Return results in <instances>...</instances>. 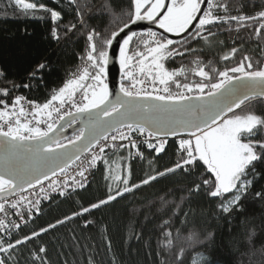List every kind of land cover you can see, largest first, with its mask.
I'll return each instance as SVG.
<instances>
[{"label":"trees","instance_id":"obj_1","mask_svg":"<svg viewBox=\"0 0 264 264\" xmlns=\"http://www.w3.org/2000/svg\"><path fill=\"white\" fill-rule=\"evenodd\" d=\"M24 2L43 4L45 9L25 11L16 0H0V89L8 90V94L0 92V100L4 101L0 104V111L12 107L16 97L26 98L41 106L48 102L67 80L72 79L78 66L84 61L87 62L88 33L95 29L103 38H111L113 31H118L124 23H128V9L131 5V0H109L117 14L122 11L124 13L113 19L102 8L105 0ZM226 2L228 12L219 9L214 10V14H243L255 16L256 19L245 21L244 27L239 29L237 22L211 26V30L216 33L212 46L205 45L203 41H193L190 46L195 52L166 59L164 64L169 71L181 67L186 70L174 79L181 85L188 84L192 88V91H188L183 87L177 88L176 83L170 82L168 87L171 94H199L195 85L208 81L195 74L194 69L198 65L194 61L197 60L204 66L205 71L216 78L219 71L237 66L244 56L251 58L254 69L262 67L264 27L261 25H264V19L257 14L264 10V0ZM78 6L83 14V25L69 32V26L73 23L79 24L81 20L76 14ZM49 9L60 12L61 17L53 21ZM257 28L261 29L259 35L256 33ZM53 30L56 31V36H53ZM147 36L148 32L134 35L129 44V54L145 51L142 41ZM157 38L165 39L158 34ZM187 39L175 42V46L183 51L180 46ZM95 43L97 52L102 48L107 51L108 47L100 39ZM233 48L237 49L234 54ZM224 56L229 58L224 60ZM40 64L45 67L36 71ZM32 73L35 75H31ZM139 78L146 79L144 76ZM120 79V84L124 83L125 86L131 83L122 80V73ZM148 82L152 83L150 80ZM89 83L95 84L91 80L86 82ZM155 87L160 89L157 93L164 94V85ZM79 97H83V92L78 91L74 96ZM58 103L59 101L53 102L50 108ZM252 111L257 115H264V105L246 103L235 114ZM76 136L70 140H74ZM181 139L188 138L166 140L164 151L160 154L154 149L144 147L138 148L135 154L131 145L126 142L124 148H119L117 144L115 149L105 150L100 155L96 168L90 172V180L86 186L80 190L68 191L64 195L52 196L41 204L37 214L28 219L26 225L0 235L5 245L31 237L18 245L15 252L9 250L8 253H0V259H4L6 264H264V199L255 195L258 191H264V158L254 162L255 172L249 168L247 179L253 182L237 205L242 211L233 210L231 217L218 213L217 209V204L221 200L230 199L231 194L225 193L212 198L201 192L194 197L192 204L197 209L195 216L189 213L187 222L181 223L189 208L188 202L175 208L180 197L187 194L181 190L182 186L191 187L189 181L202 173H206L205 178L211 175L206 172L207 166L202 161L198 162L200 167L194 168L192 177H185L182 171L177 170L175 175L158 177L151 185L141 187L134 194L128 193L123 198L118 197L98 208H91L92 204H99L108 195H115L118 188L124 187L122 180H115V176L126 177L130 185L137 184L180 162ZM249 139L256 145L257 153H260L262 150L259 143H264V127L258 126L256 134L249 137L247 142ZM183 155L186 158V153ZM169 189L173 191L169 193ZM211 190H214V186ZM161 196L172 201V204L162 212H157L161 205ZM84 208H89L90 211L82 213ZM201 209L204 210L203 214ZM146 216L149 217L147 220ZM66 217L70 219H65ZM164 220H169L170 223L162 227L161 222ZM49 225L55 227L50 228ZM41 229L47 231L42 232ZM190 230L197 231L201 240L208 232L214 233V238L204 244L189 242L185 237ZM252 230L256 235L249 244L247 236ZM166 231L172 234V246L167 245L166 238L162 235ZM34 232L39 235L33 237ZM41 247L45 248V252H39ZM181 249L184 251L181 252ZM33 253L40 258L36 259Z\"/></svg>","mask_w":264,"mask_h":264},{"label":"snow or ice","instance_id":"obj_2","mask_svg":"<svg viewBox=\"0 0 264 264\" xmlns=\"http://www.w3.org/2000/svg\"><path fill=\"white\" fill-rule=\"evenodd\" d=\"M205 2L207 3L206 9L202 7ZM16 3L21 5L25 11L36 10L37 8L45 9L43 4L38 5L33 2H24V0H16ZM102 8L113 19H117L124 14L123 11L117 14L109 0H105ZM219 9H222L225 13L228 12L226 0L225 2H220V0H169L168 3H165V0H131L128 9V23H124L118 31H113L111 38H103L95 29L90 31L87 36L89 42L86 56L87 63L78 75L67 80L51 96V99L42 106L30 102L33 104L32 116L37 118L44 110L49 109L53 102L59 101L63 105L67 101H72L78 91L83 92V102L74 106L77 113H89L90 124L87 130L81 128L79 135L74 140L68 141V144L76 147V152L72 154L64 152L63 149L67 145L61 143L58 138L49 136V133H52L56 127L57 122L48 123L47 129L43 130L40 127L30 126L26 119L22 121L21 118L26 116L25 109L22 106L19 107L18 112L15 109L21 104L23 98L16 97L12 104L13 111L7 109L0 111V121H5V125L0 126V137L4 138L5 166V171L0 173V194L11 196L41 186L42 198L47 199V195H43L46 189L42 185L43 181L48 180L49 177L41 169L47 168V172L55 176L57 171L64 172V168L59 163H55L56 161H60L67 166L73 160L79 159V151L91 152L94 148L103 154L108 147L115 149L118 140L120 141L119 148L125 147L124 140H129L131 147L136 148L138 147L137 144L130 140L132 132L139 131L140 134H143L147 131L149 136L158 137L161 133L158 129L149 125L168 123L180 127L189 136L188 139L179 141L182 154L181 161L163 172L148 176L137 184L130 185L126 177L115 176V180H122L124 187L118 188L115 195H108L107 199L100 201L99 204H92L91 208H98L100 205L114 201L118 197L123 198L128 193L134 194L141 187L151 185L158 177H164L168 174L175 175L177 170L182 171L185 177H192L194 168L200 167L198 162L202 161L203 165L207 166L206 172L211 175L205 178L206 173H202L199 177L192 178L189 181L191 187L185 188L182 186L181 190L186 191L187 194L180 197V202L176 204L175 208H180L185 202L189 203V208L185 211V219L181 223L187 222L189 213L193 217L195 216L197 209L192 207V204L194 197L201 192L212 198L220 197L225 193L231 194L230 199L221 200L217 204L218 213H224L231 217L233 210L242 211V209L237 208V205L253 182L247 179L248 170L252 168V171L255 172L254 162L264 158V143L257 142L262 150L257 153L256 145L250 139L245 142V139L254 136L258 126L264 127V115H257L255 111L235 114L234 110L240 109L246 103L264 105V67L254 69L251 58L244 56L237 66L219 71L218 78H216L205 71L204 66L198 60L194 61L198 65L197 69H194L195 74L207 79L208 82L197 83L195 87L199 91V96L190 97L183 93L173 95L168 87L171 82L176 83L177 88L183 87L188 91H192L190 85H181L174 79L186 70L181 67L169 71L164 64V61L169 57L183 56L185 53L195 52V49L190 46L193 41L196 43L203 41L205 45L212 46L216 33L211 30V26L237 22L239 29L244 27L245 21L256 19L255 16H245L243 14L239 16L214 14V10ZM48 11H50L53 21L61 17L60 12L51 9ZM76 14L81 17V20L79 24H71L67 29L69 32L83 25V14L80 11V6L77 7ZM257 16L264 19V10L260 11ZM141 20L158 24L159 28L163 29L165 33H173L177 36L184 34L188 39L180 46L183 48V51H180L173 40L158 39L157 34L150 31L148 33L149 39L142 41L145 51H136L129 54L130 41L136 34L132 33V35L125 38L123 43L119 45V63L122 70V80H128L131 83L129 86L121 83L119 94L115 99L110 100L108 86L104 82L108 52L103 48L97 52L95 41L100 39L105 47L112 46L114 48L113 40H118L119 35L124 29L128 28L129 23L134 24L136 21ZM196 21L198 23H194ZM261 27H264V25H261ZM260 31V28L256 29L258 35ZM56 35V31L53 30V36ZM236 51L237 49H232L233 54ZM228 58V56L223 57L224 60ZM44 67V64H40L37 66L36 71H40ZM213 71L216 70L213 69ZM31 75L34 76L35 73ZM140 76H144L146 80L152 81L153 84L158 82L160 85H164L162 89L164 94L154 95V91L158 92L160 89L154 88L153 91H146L142 87L137 88V85H143L146 82V80H141ZM213 79L216 82H211ZM88 80L94 81L95 84H86ZM28 86L25 85V87ZM0 92L8 94L7 88L0 89ZM192 99L203 102L193 106L187 103ZM3 103L4 101L0 100V104ZM54 110L59 111L58 108ZM163 114L176 115L165 121L159 118ZM47 115L51 117L52 112L48 111ZM65 115H71V113H65ZM13 118L15 119L13 120ZM60 119H63V117H60ZM37 123H39L38 119ZM5 126L7 130H5ZM100 129H103V131H98ZM120 129L128 134L125 135L124 132H120L119 135H108L109 130L116 132ZM25 132L27 135H25ZM176 134L175 128L165 133V135ZM101 135L105 141L103 146L99 144L97 139ZM242 137L245 139H242ZM81 140H86V143L77 146V141ZM109 140L111 145L108 143ZM25 141L33 143L26 145ZM147 147L160 154L164 151L165 146L163 142H159L158 144L148 143ZM22 152L32 154L35 159L22 157ZM184 153H186V158H184ZM99 158V156L93 155L90 164H94ZM105 162L107 163V161ZM49 164H55V167H48ZM79 175L84 177V170H81ZM213 186L214 190H211ZM49 189L56 190L55 181L49 185ZM168 191L170 193L173 190L169 189ZM59 194L64 195V192L60 191ZM255 195L260 199H264V191H258ZM25 201L29 212L33 206H38L41 202L40 199L33 202L24 195H20L10 206L14 209L19 208ZM160 201L161 205L157 212H162L172 204V201L167 200L164 196L160 197ZM8 203L7 200L0 203V212L7 211L5 205ZM89 211V208H84L82 213ZM203 211L201 209L202 214ZM174 214L175 209H173ZM148 218V216L145 217L146 220ZM65 219H70V217ZM57 223H63V221H57ZM169 223V220H164L161 222V226H167ZM14 227L18 228L19 225H14ZM49 227L54 228L55 225H49ZM0 231H7L2 220H0ZM40 231L44 232L47 229H41ZM177 232L179 233V229H177ZM38 235L39 233H32L33 237ZM162 235L166 238L167 245L172 246L171 232L166 231ZM255 235L254 230L248 233L247 241L249 244H251ZM213 238L214 233L208 232L201 240L200 234L195 230H190L187 237H185L187 241L196 244L210 242ZM29 239L31 237H24L23 240H16L15 243H8L7 245L0 239V253H8L9 250L15 252L18 245ZM183 251L181 249V252ZM39 252H45V248L41 247ZM33 255L36 259L40 258L36 253H33ZM0 264H6V261L0 259Z\"/></svg>","mask_w":264,"mask_h":264},{"label":"built area","instance_id":"obj_3","mask_svg":"<svg viewBox=\"0 0 264 264\" xmlns=\"http://www.w3.org/2000/svg\"><path fill=\"white\" fill-rule=\"evenodd\" d=\"M145 39H149V36L145 37ZM87 62L84 61L83 63H81L78 68L77 71L72 75V79L74 77H76L79 73V71L85 66ZM144 90L146 91H150L151 88L147 87L146 85L141 86ZM141 87H137V88H141ZM154 94H160L155 92ZM23 98V97H22ZM82 101V97L79 98H73L72 101H67L65 102L63 105H61L60 103H58L57 106L51 107L47 110H45L43 113H41L37 118H33L32 116V111H33V104L30 103V101H28L26 98H23L21 101V104L19 106H17V108L15 109V111H19V107H23L25 109V113L26 116L22 117V121L23 120H27L30 124V126L32 127H40L43 130L47 129V124L50 122H57V124L62 120L60 119V117H68L69 115H65V113H77L75 110V106L76 104H81ZM59 109V111H55L54 109ZM8 111H13L12 107H8L6 108ZM51 111L52 115L51 117H49L47 115V112ZM15 118H13L14 120ZM37 119L39 120V123H37ZM5 125V121H0V126ZM5 130L6 126H5ZM120 132H124L125 135H127L128 133L125 132L123 129H120L116 132H113L111 135H119ZM25 135H27V133L25 132ZM130 140L134 141L138 147L133 148L132 149L135 151L134 153L137 154V149L140 147H144L146 149H149L147 147L148 143H153V144H158L159 142H163L164 145L166 144V140L167 139H163V138H159V137H151L149 136L148 132H144L143 134H140L139 131L136 132H132L130 135ZM129 143V140H124L123 143ZM105 143L104 140L100 141L99 144L101 146H103V144ZM109 145H111V141H108ZM117 144L120 143V141L118 140L116 142ZM130 145V143H129ZM112 148V147H108L105 150ZM93 155H97L99 157H101V153H99L98 149L94 148L91 152L85 153L82 155V157L80 159H78L77 161H75L74 163L71 164V166H69L67 169L64 170V172L57 174L53 177H51L50 179H48L47 181H45L43 183V187L46 189V192L43 195H47V199H43L42 195L40 193V187L41 186H37L34 190L33 189H29L27 191H24L23 193H19L17 195L8 197L7 199L4 200H0V203H3L5 200H7L9 203L5 205L6 207V212H0V220L4 221V225H5V229L7 231H0V235H4L6 233H8L11 229L17 228L14 227V225H19L18 228H20V226H24L26 225L28 219H31L32 216H34L35 214H37V212L39 211V208L41 206V204L43 202H46L48 199H50L52 196H58L60 195V191H63L64 194H66L68 191H73V190H80L81 188H83L84 186H86L90 180V172L93 171V169H95L96 167V163L99 159H97L95 161L94 164H90L91 161V157ZM81 170H84V177H81L79 175V172ZM55 181V187L56 190L52 191L49 189V185ZM82 185V186H81ZM20 195H24L25 197H27L29 200H32L33 202L37 199H40V204L38 206H33L31 211L29 212V209L27 207V202L25 201L24 204L19 207V208H12L10 205L12 202H14L15 200H17L19 198ZM38 207V210H37Z\"/></svg>","mask_w":264,"mask_h":264},{"label":"water","instance_id":"obj_4","mask_svg":"<svg viewBox=\"0 0 264 264\" xmlns=\"http://www.w3.org/2000/svg\"><path fill=\"white\" fill-rule=\"evenodd\" d=\"M169 0H165V3H168ZM203 8H207V3L202 4ZM163 11V10H162ZM198 23V21L194 22ZM155 32L161 37H164L165 39H171L174 42H181L187 39L188 37H185L184 34H180L179 36L173 34V33H165L163 29H160L158 24L152 23L148 20H141V21H136L134 24L129 23L128 28L124 29V31L119 35L118 40L114 39L113 40V46H108L107 52H108V64L106 66V71H105V83L108 86V92H109V99L113 100L116 98V96L119 94V88H120V81H121V73L122 70L120 68V63H119V45L123 43V40L127 38L129 35H132V33L138 34V33H144V32ZM193 31H195L193 29ZM264 61V59H263ZM262 67H264V62ZM156 95V94H155ZM190 97H197L198 95H189ZM206 99V98H205ZM151 102V101H150ZM203 101L192 99L191 101H188L187 103H190L191 105H199ZM238 109L234 110L236 112ZM176 114H163L159 118L162 120L167 121L168 119L173 118ZM73 120L75 121L73 123ZM90 124V119H89V113H74L69 115L68 117L63 118L57 126L53 129L52 133H49L50 137L58 138L61 143L67 145L65 149H63L64 152L68 154H72L76 152V147L73 145L68 144V140H70L71 137L78 135L80 132L81 128H85L87 130L88 126ZM150 127L158 129V131L161 133L159 135V138L163 139H171V138H179V137H185L189 138L187 133L183 131L180 127H177L175 124H159V125H149ZM175 128L176 130V135H165V133L169 132L170 129ZM100 132L103 131V129L98 130ZM147 132V131H146ZM113 131L109 130L108 135L112 134ZM157 138V137H156ZM98 142L103 140L102 135L97 137ZM3 141L4 138L0 137V173H3L5 171V166H4V150H3ZM26 145L27 144H32L33 142L31 141H25L24 142ZM84 143H86V140H81L77 141V146H82ZM88 153L83 150L79 151V159L82 157L83 154ZM22 157H27L30 159H35V157L32 154L28 153H21ZM77 160H73L69 165L65 166L64 163L60 161H56L55 163H59L61 167L67 169L69 166H71L72 163H74ZM48 167H55V164H49ZM42 171H45L48 174L49 179L53 177L50 172H47V168L41 169ZM61 172L57 171V174H60ZM56 174V175H57ZM47 181L44 180L43 183ZM29 190V189H27ZM25 190V191H27ZM19 193L13 194L11 196L17 195ZM11 196H5L3 194H0V200L7 199L8 197Z\"/></svg>","mask_w":264,"mask_h":264},{"label":"rangeland","instance_id":"obj_5","mask_svg":"<svg viewBox=\"0 0 264 264\" xmlns=\"http://www.w3.org/2000/svg\"><path fill=\"white\" fill-rule=\"evenodd\" d=\"M105 78V77H104ZM146 80V79H145ZM158 83V82H157ZM144 85H146L147 87H149V88H151L152 90H154V88L155 89H158L157 87H155V86H159L160 84L158 83V84H152V83H150V82H148V80H146V82H145V84H143V86ZM141 86V85H140ZM160 88V87H159ZM249 138V137H248ZM247 138V139H248ZM242 139H245L244 137H242ZM247 139H245V142H247Z\"/></svg>","mask_w":264,"mask_h":264}]
</instances>
